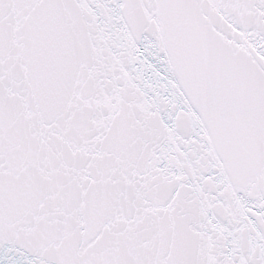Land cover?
Here are the masks:
<instances>
[{"label": "snow or ice", "instance_id": "snow-or-ice-1", "mask_svg": "<svg viewBox=\"0 0 264 264\" xmlns=\"http://www.w3.org/2000/svg\"><path fill=\"white\" fill-rule=\"evenodd\" d=\"M0 264H264V0H0Z\"/></svg>", "mask_w": 264, "mask_h": 264}]
</instances>
